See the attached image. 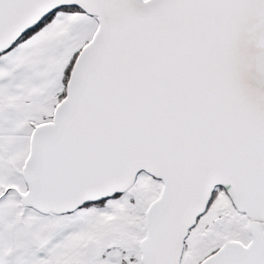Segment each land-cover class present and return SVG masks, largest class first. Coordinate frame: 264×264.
I'll list each match as a JSON object with an SVG mask.
<instances>
[{"label":"snow or ice","instance_id":"obj_1","mask_svg":"<svg viewBox=\"0 0 264 264\" xmlns=\"http://www.w3.org/2000/svg\"><path fill=\"white\" fill-rule=\"evenodd\" d=\"M0 264H264V0H0Z\"/></svg>","mask_w":264,"mask_h":264}]
</instances>
